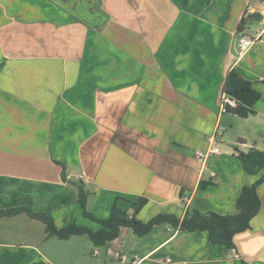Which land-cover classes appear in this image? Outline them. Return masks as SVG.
<instances>
[{
	"label": "crops",
	"instance_id": "0c3cea01",
	"mask_svg": "<svg viewBox=\"0 0 264 264\" xmlns=\"http://www.w3.org/2000/svg\"><path fill=\"white\" fill-rule=\"evenodd\" d=\"M262 5L100 0L92 26L55 0H0V209L98 230L77 201L82 184L97 218L112 204L130 212L140 197L142 221L187 208L235 213L262 171L246 173L233 146L264 151V18L237 26ZM231 68L260 92L254 114L218 113ZM210 148L220 153L197 159ZM256 191L259 211L230 250L165 223L142 236L122 226L102 246L82 237L76 252L82 235L47 236L20 212L0 217V264H264V179Z\"/></svg>",
	"mask_w": 264,
	"mask_h": 264
},
{
	"label": "trees",
	"instance_id": "16d2710c",
	"mask_svg": "<svg viewBox=\"0 0 264 264\" xmlns=\"http://www.w3.org/2000/svg\"><path fill=\"white\" fill-rule=\"evenodd\" d=\"M264 2V0H258ZM262 15L258 12L242 15L237 30L244 29L246 24L258 21ZM222 91L224 94L235 100L234 106L227 107L228 112H232L240 117H246L255 113L254 105L261 98V94L252 83L243 78L239 72L231 68L223 83ZM242 168L246 173L255 174L262 171L260 177L250 185H243L235 201L236 212L232 214H220L215 211H200L196 208H187L182 216L174 213L159 212L151 216L148 220L142 221L136 217L140 208L146 203L145 197H140L131 203V211L120 209L112 204L109 215L106 218H97L87 211L86 201L89 194L82 184H77V201L80 204L83 215L100 224L98 230H92L87 226L78 225L73 221L68 222L62 227H57L51 216L41 212H35L27 207H14L0 209L1 216H11L20 212H26L29 216L41 220L45 225L47 236H56L66 239L72 235H86L94 246H102L114 240L120 227H129L133 234L142 236L152 228L161 224H169L173 228L207 232L209 242L225 246L227 250L234 248L233 236L250 227L251 218L259 211L260 199L256 187L264 179V151L255 147L247 151L240 150L233 146ZM64 176V174H63ZM213 184L211 180H201L199 187L204 188ZM240 264H251L244 260Z\"/></svg>",
	"mask_w": 264,
	"mask_h": 264
},
{
	"label": "built area",
	"instance_id": "2783aa9c",
	"mask_svg": "<svg viewBox=\"0 0 264 264\" xmlns=\"http://www.w3.org/2000/svg\"><path fill=\"white\" fill-rule=\"evenodd\" d=\"M262 7L259 9V13L262 15V17L264 18V2H262ZM249 40L242 36L240 38L239 41V45L241 49H244L247 45H249ZM235 105V100L231 97H229L228 95L224 94L223 91L221 92V95L219 97V105H218V113H223L227 111V107L229 106H234ZM208 153H212V154H218L220 153V151L217 148H210L205 152L202 151H197L196 152V156L197 159L202 161L203 158L205 157L206 154ZM97 251L95 250L94 253H96Z\"/></svg>",
	"mask_w": 264,
	"mask_h": 264
},
{
	"label": "water",
	"instance_id": "95a60500",
	"mask_svg": "<svg viewBox=\"0 0 264 264\" xmlns=\"http://www.w3.org/2000/svg\"><path fill=\"white\" fill-rule=\"evenodd\" d=\"M55 1L57 3H59L62 7L67 9L68 11L72 12L75 16L81 18L82 20L86 21L87 23L91 24L92 26H97L103 18L102 17L103 14L99 10L100 0H96V6H95V8L92 9V13L90 12V15H91L90 18H87L78 12L79 1H77V0H76L77 3L75 2V0H55ZM82 1L85 5H87V3L84 2V0H82ZM80 4H81V2H80Z\"/></svg>",
	"mask_w": 264,
	"mask_h": 264
},
{
	"label": "flooded vegetation",
	"instance_id": "af4514ba",
	"mask_svg": "<svg viewBox=\"0 0 264 264\" xmlns=\"http://www.w3.org/2000/svg\"><path fill=\"white\" fill-rule=\"evenodd\" d=\"M77 1H79L78 12L81 13L83 16L90 18L91 17L90 12L92 13V9L95 8L96 0H84V2L87 3V5H85L82 0H77ZM77 1L75 0L76 3ZM80 2L82 5L80 4Z\"/></svg>",
	"mask_w": 264,
	"mask_h": 264
},
{
	"label": "rangeland",
	"instance_id": "374dc122",
	"mask_svg": "<svg viewBox=\"0 0 264 264\" xmlns=\"http://www.w3.org/2000/svg\"><path fill=\"white\" fill-rule=\"evenodd\" d=\"M260 103V102H259ZM218 146L220 147V148H222L223 147V144H218ZM14 222L15 221H12V224H14ZM14 228H16L18 231H20V229H22L23 227H21V226H19V223L17 224V227H14ZM16 229H14V230H16ZM85 238V237H87L86 235H82V236H77L76 238H73V239H77L76 240V242H71V243H74V248L76 249V252L77 251H80L81 250V247H82V239L83 238ZM67 246H69V245H67ZM92 249L94 248V247H91ZM89 257H91V259H94V256L91 254V252H90V254H89Z\"/></svg>",
	"mask_w": 264,
	"mask_h": 264
}]
</instances>
